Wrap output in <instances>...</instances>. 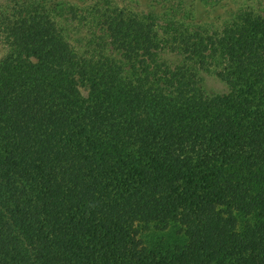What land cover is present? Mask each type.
<instances>
[{"label":"trees","instance_id":"obj_1","mask_svg":"<svg viewBox=\"0 0 264 264\" xmlns=\"http://www.w3.org/2000/svg\"><path fill=\"white\" fill-rule=\"evenodd\" d=\"M191 1L0 0V264H264V10Z\"/></svg>","mask_w":264,"mask_h":264},{"label":"rangeland","instance_id":"obj_2","mask_svg":"<svg viewBox=\"0 0 264 264\" xmlns=\"http://www.w3.org/2000/svg\"><path fill=\"white\" fill-rule=\"evenodd\" d=\"M62 2L70 3L71 5L78 7L79 9H85L87 6L93 4L96 0H60ZM119 2L120 7L122 6L125 9L131 10V12H145L157 11L158 9L164 10L167 14H175L176 16L180 15V11H176L171 7H167L170 3H173L177 0H114V2ZM193 1V0H192ZM191 1V2H192ZM196 5V14L192 18L191 22H186L187 24H196V27H203L210 30V32L215 29H219L224 21L229 17V13L236 11L238 9H250L254 8L257 10H264V0H194ZM190 2V3H191ZM189 3V4H190ZM194 3V2H192ZM163 4L166 7L163 8ZM78 12H80V10ZM77 26V27H76ZM75 38H80L81 40H87L88 30L86 27H81L80 25H75L73 30ZM77 34V35H76ZM75 43V41H72ZM170 51H166L163 55L165 59H176L178 56L168 55ZM5 54V49L0 48V59ZM172 54V53H171ZM176 57V58H175ZM205 89L208 93H219L226 92L228 86L217 78L213 74H205Z\"/></svg>","mask_w":264,"mask_h":264}]
</instances>
